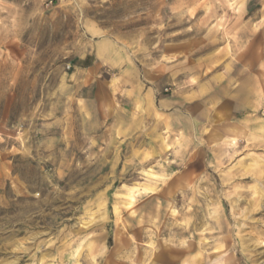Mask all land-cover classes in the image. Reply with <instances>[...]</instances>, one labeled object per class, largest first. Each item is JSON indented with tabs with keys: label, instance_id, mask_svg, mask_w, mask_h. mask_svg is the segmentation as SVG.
I'll return each instance as SVG.
<instances>
[{
	"label": "rangeland",
	"instance_id": "rangeland-1",
	"mask_svg": "<svg viewBox=\"0 0 264 264\" xmlns=\"http://www.w3.org/2000/svg\"><path fill=\"white\" fill-rule=\"evenodd\" d=\"M0 264H264V0H0Z\"/></svg>",
	"mask_w": 264,
	"mask_h": 264
},
{
	"label": "crops",
	"instance_id": "crops-1",
	"mask_svg": "<svg viewBox=\"0 0 264 264\" xmlns=\"http://www.w3.org/2000/svg\"><path fill=\"white\" fill-rule=\"evenodd\" d=\"M80 2H90L95 0H78ZM98 1V0H97ZM105 1V0H103ZM51 2V0H50ZM97 30V27H94ZM98 40L94 43V52L89 53L85 58H82V66L99 68L102 64L107 65V69L113 70L114 72L124 66V62H116L112 57L117 53V47L115 40L111 37L98 36ZM102 37V38H101ZM94 57L90 63H86L89 56ZM166 101H162L165 105Z\"/></svg>",
	"mask_w": 264,
	"mask_h": 264
},
{
	"label": "bare ground",
	"instance_id": "bare-ground-1",
	"mask_svg": "<svg viewBox=\"0 0 264 264\" xmlns=\"http://www.w3.org/2000/svg\"><path fill=\"white\" fill-rule=\"evenodd\" d=\"M147 187H148V186H147ZM152 188H153V187H152ZM132 190H133V189H132ZM149 190H150V189H149ZM146 191H147V190H146ZM149 195H150V194H149ZM130 196H131V195H130ZM130 196H129V197H130ZM130 199H131V198H130ZM131 202H132V201H130V203H131Z\"/></svg>",
	"mask_w": 264,
	"mask_h": 264
}]
</instances>
